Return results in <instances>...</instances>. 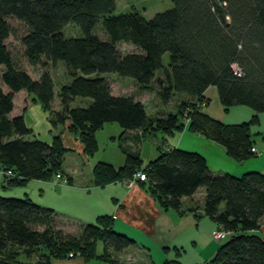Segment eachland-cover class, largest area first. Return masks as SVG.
<instances>
[{
	"label": "trees",
	"instance_id": "1",
	"mask_svg": "<svg viewBox=\"0 0 264 264\" xmlns=\"http://www.w3.org/2000/svg\"><path fill=\"white\" fill-rule=\"evenodd\" d=\"M171 2L172 9L146 20L134 10L115 14L116 0H0V79L7 88L0 89L1 184L49 182L61 176L69 152L59 135L50 143L27 139L33 133L23 115L11 117L14 95L22 91L49 112L52 129L70 122L67 132L84 146L88 160L98 149L96 133L111 123L119 125L122 136L139 133L144 138L186 129L222 146L236 162L256 156L251 152V128L264 114V0ZM8 19L26 29L19 42L31 67L53 69L60 62L69 71L71 82L59 89L57 113L51 111L55 95L51 72L45 70L33 79L14 66L6 45L12 35ZM68 24L76 25L82 36L65 39L63 29ZM98 27L107 37L95 34ZM118 44L135 51L120 54ZM164 54L169 56L168 68L162 65ZM93 74L129 78L142 92L158 91L164 105L170 99L188 103L180 104L177 114L170 111L163 118H151L140 102L132 96L112 95L109 81L92 78ZM210 87L216 89L224 112L245 106L254 112L251 120L226 124L203 113L208 105L204 94ZM77 101L86 103L74 107ZM120 149L125 157L121 167L93 165L95 187L132 180L142 172L146 180L137 184L162 212L179 211L183 198L204 189L205 215L217 229L229 233L204 264H264V240L258 234L264 226V175L213 174L201 154L176 148L165 151L163 144L158 147L160 156L146 165L137 153ZM60 219L28 197H0V264H51L76 257L116 264L109 252L120 254L134 243L113 230V219L107 215L83 224L77 240L63 235ZM98 243L103 245L99 255Z\"/></svg>",
	"mask_w": 264,
	"mask_h": 264
},
{
	"label": "crops",
	"instance_id": "2",
	"mask_svg": "<svg viewBox=\"0 0 264 264\" xmlns=\"http://www.w3.org/2000/svg\"><path fill=\"white\" fill-rule=\"evenodd\" d=\"M111 92L113 94L112 87ZM21 93L24 92L22 91L18 94ZM18 94H15L14 98ZM25 94L26 100L30 98L26 92ZM204 98L208 100V105L201 109L203 113L218 122L238 124L239 120H237L236 116L228 118L227 113L223 111L215 88H208ZM134 99L144 106L147 115L151 118H163L171 111L170 109L167 110V105H164L161 101L153 103L154 110L149 111L146 102L137 98ZM23 106L26 109L29 105L27 107ZM59 110L60 107L57 108V112ZM22 113H14L13 110L11 117L22 115ZM242 113L244 117L254 114V112L248 113L245 110H242ZM258 118L260 123L262 119L264 120V115L259 114ZM69 124L70 122L68 121L64 125V129L61 126L52 129L50 131V140L46 143H50L53 137L59 135L63 147L69 150L64 160L71 158L75 169L66 168L63 162L62 180L56 181L54 179L53 184L38 181L40 194L39 204H36L53 210L59 218L65 220L69 218L78 222L92 221L94 223L99 216L107 215L112 217L113 230L134 241L131 246L120 254L109 252L111 259H114L119 264H159L168 260H176L180 264H201V256L199 257L195 251H191L190 255H187V252L192 248L197 249V246L200 245V232L204 231L209 237L210 233L217 228L215 222L204 213L205 190L199 189L193 196L183 198L179 211L169 210L162 212L153 199L144 193L133 179L104 187H95L92 177L94 164H91L85 155L84 146L68 134L67 128ZM251 132L253 148L258 151L259 159L252 166L247 165L245 169L240 170L231 165L230 161H228L231 159L226 155V151L222 146L206 140L199 134L189 133L186 129L179 132L180 135L178 137L175 136V133L171 135L170 141L165 139L164 136L163 139L161 138V142L151 141L147 147L146 156L142 154L141 150L138 151L137 148L131 153H137L143 165H146L160 156L158 147L162 144L165 151L171 148L190 151L185 150V147H190L191 145L194 149H187H193V152L201 154L206 160L208 169L213 174L234 173V175H237L236 173L253 170L264 175V135L260 129ZM135 135L138 137L139 142L144 139V137L139 136V133H134L133 136ZM33 137L32 134L27 139H33ZM185 140L188 142L186 143ZM139 145L140 149H142V143H139ZM120 152L121 154L115 155L114 158L108 160L99 158L97 162L110 164L115 168L121 167L124 164L125 157L122 151ZM64 180L70 181L67 184V182L64 183ZM46 193H51L52 195V201L49 205L41 202L44 201L43 197ZM258 234L264 240V226L260 228ZM127 250L135 252L137 256L134 257ZM51 264H88V262H85L83 258L76 257L69 260H54Z\"/></svg>",
	"mask_w": 264,
	"mask_h": 264
},
{
	"label": "rangeland",
	"instance_id": "3",
	"mask_svg": "<svg viewBox=\"0 0 264 264\" xmlns=\"http://www.w3.org/2000/svg\"><path fill=\"white\" fill-rule=\"evenodd\" d=\"M173 5L171 0H116V7H115V14H126L132 10L139 12L142 14V16L146 20L152 19L156 14L162 13L165 11H168L172 9ZM8 23L12 29V35L6 40V45L8 49L11 52L14 66L18 69L26 71L33 79H36L39 77L41 72L45 70H49L51 72V79L53 82V88H54V102L51 106V111L57 113V108H59V89L63 85H67L71 82V77L69 75V71L65 68L63 63H58L57 66L53 69L50 67L42 68L41 66L31 67L24 55L23 47L21 46L19 40L20 38L25 34L26 29L25 27L18 21L14 19H8ZM103 32V34H102ZM100 27L96 28L95 34L99 38L107 37L104 31ZM63 35L65 39H71V38H80L82 36V33L80 29L74 25V24H68L63 29ZM117 51L120 54L130 53L134 52L135 49L131 46L125 45V44H118L117 45ZM168 54H164L162 56V65L164 68H168ZM3 71V67L0 66V75ZM161 76L160 74H158ZM92 78L96 77H104L109 81L110 86L112 87L113 94L115 96H132L133 98H137L140 101L146 102V105L148 107L149 111L154 110L153 109V103H159L160 102V95L158 91L154 92H142L139 90L138 86L133 82V80L129 78H123L119 77L116 74H93L91 75ZM0 89L3 91H7V88L4 87V85L1 82L0 79ZM33 98L30 96L26 100V94L21 93L15 96L14 98V113L23 112V119L28 128L32 130L33 136L40 141L43 142H49L50 140V131L52 130V127L50 125V120L52 117H50L49 112L45 111L41 105L36 101L34 102L32 100ZM25 101V102H24ZM184 101V100H183ZM181 99H170L167 103V110L171 109V112L173 114H177L176 108L180 104H185L188 102H183ZM86 102L84 101H77V105H85ZM179 103V104H178ZM28 107L25 109L24 106ZM24 109V110H23ZM165 109V108H163ZM242 110L247 111L248 113H253L252 110L245 106H234L230 108L226 113L228 115V118L231 117H237L238 124L244 122H248L251 120V114L247 117V115L244 117V114L242 113ZM264 115V114H263ZM247 118V119H244ZM63 129L65 128L64 125L61 126ZM256 129H260L261 132L264 135V120L262 119L261 122L256 125L252 126L251 131H255ZM120 131V132H119ZM128 135V136H122V130L116 123L106 124L100 131L96 133V140L98 144V149L95 152L94 156L89 159V162L91 164H95L99 158L102 160H108L110 158H114L116 155L121 154V149L123 148L126 151L134 152L135 148L137 150H141L142 154L144 156L147 155V147L150 145L151 141H158L161 142L163 139V135L157 133L153 135L146 136L141 142H139L138 137L135 135ZM180 135L179 132L175 133V136L178 137ZM188 135V134H187ZM172 136H164L165 139L170 141ZM189 137V136H186ZM194 137V136H193ZM114 138V139H113ZM162 138V139H161ZM186 143L188 142L185 140ZM139 143H142V149H140ZM185 144V143H184ZM185 146V145H183ZM184 148V147H181ZM186 148V149H185ZM185 150H190L188 152H191L194 147L190 145V147H185ZM187 148H193V149H187ZM193 152V151H192ZM259 159V156H253L252 158L244 161V162H236L234 160H228L230 161L231 165L234 166L236 169H245L247 165L252 166L256 161ZM249 163V164H247ZM64 166L69 169H75L74 162L71 160V158H66L64 160ZM118 166V165H116ZM118 168V167H117ZM87 169V168H86ZM77 170V169H76ZM249 172H257V171H245L242 173H236L237 175L232 174V176L240 177L243 174L249 173ZM55 177L49 181L48 183L53 184ZM1 177H0V197L2 198H15V199H22L25 197H28L34 202L35 204L39 201V189L38 181H30L27 182L24 186H17V187H9L6 185V183L1 184ZM44 204L49 205L52 201V195L51 193H46V195L43 197ZM39 204V203H38ZM37 204V205H38ZM40 206V205H39ZM70 213H72L70 211ZM67 218L60 219L58 222V227L61 229L64 236H68L72 239H78L82 235V229L83 224H93L92 221H77ZM89 222V223H88ZM216 230L219 231V229L216 228ZM200 245H198L197 249H191L187 252V255H190L191 251H195V253L198 254V256L202 257L201 264H204L208 261H210L219 247L223 245L226 240L221 241H215L212 237V234L210 233L209 237L207 234L202 231L200 232ZM202 244V245H201ZM103 251V245L101 243L97 244L96 247V253L102 254ZM128 253L133 255L134 257L137 256L135 252H131L130 250H127ZM172 254V253H171ZM201 254V255H200ZM172 256V255H171ZM111 257V255H110ZM37 257L34 256L32 259L33 262H35ZM88 264H108L102 261L98 260H89ZM116 264H119L116 262ZM159 264H162L159 263ZM199 264V263H197Z\"/></svg>",
	"mask_w": 264,
	"mask_h": 264
},
{
	"label": "built area",
	"instance_id": "4",
	"mask_svg": "<svg viewBox=\"0 0 264 264\" xmlns=\"http://www.w3.org/2000/svg\"><path fill=\"white\" fill-rule=\"evenodd\" d=\"M251 152H252L254 155H256V156L259 155L258 151H257L256 149H254V148L251 149ZM7 175H11V173L8 172ZM55 179H56V181H59V180H62V177H61L60 175H56V176H55ZM145 180H146V176H145V174L142 173V172L137 173V174L134 176V178H133V181H136V182H137V181H141V182H143V181H145ZM64 183H66L65 180H64ZM211 234H212L213 239H214V240H217V241H220V240L226 239V238L228 237V235H229L228 232H225V231H223L222 229H219V231H218V230H215V231H213Z\"/></svg>",
	"mask_w": 264,
	"mask_h": 264
}]
</instances>
